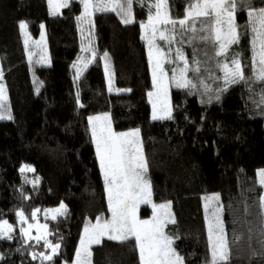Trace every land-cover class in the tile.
I'll list each match as a JSON object with an SVG mask.
<instances>
[{
  "label": "trees",
  "instance_id": "1",
  "mask_svg": "<svg viewBox=\"0 0 264 264\" xmlns=\"http://www.w3.org/2000/svg\"><path fill=\"white\" fill-rule=\"evenodd\" d=\"M188 2L169 0L172 18L182 19ZM249 2L264 7V0ZM83 11L80 0H71L56 15L50 13L47 0H0V25L8 24L0 28L1 44L9 51L10 62L12 56L17 59L5 69L13 86L2 109L12 118L0 120V221L8 220L14 227L13 239H0V264L72 262L85 225L94 224L97 217L110 218L89 121L92 115L105 113L115 131L140 129L153 200L171 202L176 223H170L167 231L179 235L174 246L184 264H211L203 198L215 193L231 256L222 264H264V186L258 178L264 168V103H259L264 83L241 82L220 92L225 87L226 58L217 54L218 44L211 39L167 43V56L177 58L180 48L190 68L195 67L193 60L200 61V71L187 72L196 87H172L171 118L154 120L148 99L153 75L141 26L153 6L133 0L134 22L129 24L115 12H97L103 17L100 37L90 40L83 36L78 19ZM235 16L240 39L231 52L239 54L245 76H252V24L243 0H237ZM21 21L35 37L45 24L50 65L39 57L20 62L16 23ZM195 26L198 36L209 34L199 31L207 27L201 20ZM82 60L89 62L80 66L83 73L77 79L76 65ZM166 65L174 74V65L169 61ZM24 164L35 171L21 172ZM61 203L66 204V213L46 219L49 239L61 247L52 261H44L39 253L47 254L49 248L44 240L25 239L18 211L31 214ZM150 212L147 205L141 209L144 216ZM34 252L37 259H32ZM92 253L93 264H141L133 241L104 237L100 245L92 246Z\"/></svg>",
  "mask_w": 264,
  "mask_h": 264
},
{
  "label": "snow or ice",
  "instance_id": "2",
  "mask_svg": "<svg viewBox=\"0 0 264 264\" xmlns=\"http://www.w3.org/2000/svg\"><path fill=\"white\" fill-rule=\"evenodd\" d=\"M52 4V0H49ZM84 6V15L78 19H88L95 12H115L124 24L134 22L132 5L133 0H81ZM248 5V15L252 24L253 37L251 40L253 56L252 62L256 65V70L252 76H245L244 66L239 59V54L232 56L229 63L222 65L224 75L222 77L225 87L218 91L227 90L230 85L248 81H260L264 83V7H252L249 0H243ZM68 0H58L54 5V14L61 7H67ZM154 15H149L146 23H141L145 30L144 39L148 41L149 58L152 61V75L155 92H149V98L153 100L152 119L171 118V108L168 104V81L164 73L163 65L166 54L163 49L154 44V40L159 34V38L169 45L173 42L191 43L195 39L209 40L218 44V55H225L233 44H238L240 35L238 26L235 22L237 10V0H189L185 8L182 19H174L171 16L169 0H156L153 5ZM151 12V9H150ZM201 20L207 27H201L200 32L207 31L208 35L198 36L196 21ZM161 26L163 30H161ZM20 28L26 30L27 23L20 22ZM168 33L167 35L165 33ZM179 60L184 61V67L179 69L175 75L177 88H194L192 80L187 78V72L199 73L200 61L193 60L195 67L190 68L189 62L180 48L176 49ZM93 56L95 53L93 52ZM107 57L108 53H104ZM75 67V65H73ZM106 71L108 66L105 65ZM174 73L176 70H173ZM80 71L77 73L79 78ZM159 74V75H158ZM4 70L0 66V80L3 79ZM111 78L109 79V90L111 91ZM117 91H130V89ZM6 99L4 86L0 84V104ZM219 99V96H217ZM157 101L160 109L157 110ZM259 103H264V91L261 92ZM5 118L0 115V119ZM9 115L7 119H11ZM92 124V136L96 143V151L99 156L100 168L103 171L104 181L107 185L108 203L111 211V219L105 220L97 217L93 224L89 222L83 229V235L79 242V247L75 252L74 264H92V246L100 245L102 239L107 237L109 240L126 243L133 241L139 251L141 264H184V258L179 255L173 247L175 239L179 235L175 232L172 235L165 233L164 229L168 223L175 224L176 221L170 211L171 202L152 204L151 184L145 180L144 175L147 171V160L143 154L139 139L140 130L134 129L128 132H114L111 125L109 114L89 117ZM35 171L29 165H24L21 172ZM259 184L264 186V169L258 172ZM206 200L218 201L219 196L206 197ZM264 201V197H261ZM152 204L154 214L151 220H140L136 210L140 204ZM206 209L209 207L205 205ZM39 209L31 215L34 217ZM57 215H64L67 211L66 205L60 204L59 208L49 210ZM219 207H213L212 214L208 222V237L211 243V264H222L231 259L229 242L225 238L224 224L220 218ZM21 223H27L28 218L21 211L19 213ZM35 227L38 232L44 230L36 237L31 236V229ZM13 226L8 221H0V239H13L11 233ZM47 225L28 223L26 228H21V232L27 240L35 239L37 242L44 240L46 247L50 248L49 254L39 253V258L44 261H52L54 256L59 253L61 245L53 244L47 239ZM27 242V241H25ZM235 242V237L233 238ZM37 254H32V259H37ZM0 259L3 256L0 255Z\"/></svg>",
  "mask_w": 264,
  "mask_h": 264
},
{
  "label": "rangeland",
  "instance_id": "3",
  "mask_svg": "<svg viewBox=\"0 0 264 264\" xmlns=\"http://www.w3.org/2000/svg\"><path fill=\"white\" fill-rule=\"evenodd\" d=\"M47 1H48V6H49V11H50V13L52 15L58 14L59 12H61L62 8H64V7L59 8L58 10H56V14H54V5L58 2V0H52V4L49 3V0H47ZM70 1L71 0H68V3ZM146 1L149 4H151V6H153L154 3L156 2V0H146ZM153 10L154 11H153V13H151V15H154V13H155V9L154 8H153ZM96 14H97V12H95L93 14V16L90 18L91 19V23H89L88 19H83V20L80 21V27H81L83 36L86 38V40H90V38L92 36H94L95 39L100 37V23L99 22H100V19H102L103 17L97 16L99 14H97V15ZM105 14H109V13H102L101 15H105ZM83 15H84V11H83L81 16H83ZM146 22H144V23H146ZM235 22H236V16H235ZM16 24H17L16 33H17V35H19V38H20V40H18V43L20 45L17 47V49L20 52L18 56L21 57V58H27V60L30 61V62L33 61L34 59H36L37 57H39L38 60H40L42 63H46V64L50 65L51 61H50V58L48 57L47 31H46L45 24L44 23L42 24L41 31H40L39 35L36 36V37L30 32L28 24H27V29L26 30L20 28V23L19 24L16 23ZM5 25H8V24L0 25V28L5 27ZM163 27L164 26H161V30H163ZM165 34L167 35L168 33L166 32ZM143 35L145 36L144 28H143ZM146 43H147V49H148V55H149V45H148V41L147 40H146ZM154 44L156 46L160 47L161 49H163L164 53L166 54L165 62H164V65H163V69H164V73L166 74V78H167L168 85H169V87H168V104H169V106L171 108V116H172L173 107H172V99H171V89L174 86L176 87L175 78H174L175 75L174 74L178 73L179 69L184 67V61L179 60L178 57L177 58L171 57L169 54L167 56L166 50L164 49V46L167 44V42L161 40L159 38V34L158 33H157L156 39L154 40ZM2 45L3 44L0 43V66H2L3 70L5 71V69L10 68L12 63H14V61H16L17 59L13 58V56H12V62H10V60H9L10 57H8V56H10V53H9V51L7 53V51L3 48ZM86 45H87V48H89L90 47V42H88V43L86 42ZM231 46L228 49V52L225 55H222V56H224L226 58L225 63H229V64H230V60H231L232 56L235 54V53L231 52ZM218 52H219V48H218ZM168 61H169V64L172 63L174 65L173 68L176 70V72L174 74H169L170 72H168V68H167V65H166V63ZM88 62H89V60L88 61L87 60L86 61L82 60V61L78 62V64L76 65L75 78H77L78 71H80V73H81L80 75H82V73H83V68L80 67V66H86ZM150 63H151V69H152V61L151 60H150ZM253 66H254V71H255L256 70V65L253 64ZM80 75H79V77H80ZM110 78H111V76L109 75L108 79H110ZM0 84H2L4 86V92H5V95H6V99L2 102V104H0V115H3L5 117L3 119H7V116H9L10 113H8V110L6 111V110H4L2 108L4 107L5 103L8 101V99L12 95V86H13V84L11 83V81H9V75L6 72H4L3 79L0 80ZM122 90H125V89H122ZM149 92H155L154 84H153V88ZM148 99H149V101L151 103V108H152L151 117H152V115H153V100H155L156 98L155 97L149 98V96H148ZM159 109H160V104H159V101H157L158 113H159ZM93 116H97V115H92L91 117H93ZM3 119H0V120H3ZM165 119H167V118H165ZM91 128H92V124H91ZM112 129H113L114 132H118L119 133V132H128V131H131V130H134V129H139V128H133V129L125 130V131H115L113 127H112ZM139 139H140L141 146H142V151H143V154H144L141 133L139 134ZM93 140H94V138H93ZM94 143H95V140H94ZM95 147H96V143H95ZM97 156H98V154H97ZM98 159H99V156H98ZM24 165H29V164H24ZM29 166L34 168L32 165H29ZM262 169H264V168H261L260 170H262ZM101 171H102V169H101ZM26 172H29V171H26ZM102 174H103V171H102ZM144 178H145V180H147L150 183L146 173L144 175ZM26 179L29 180V181L33 180V178L30 177V176H26ZM151 189H152V187H151ZM106 190H107V185H106ZM214 195H217V194L216 193L215 194H206L204 196V198H203L205 215H206V219H207V226H208V222H209V219L211 217V214H212L213 207H219L221 209V205H220L219 201H212V200H206L205 199L206 197L210 198V197H212ZM107 197H108V195H107ZM151 199H152V204H161V203H155L154 202L153 193H152ZM152 204H143L142 203V204L139 205V207L136 210V214H137V216H138V218L140 220H151L152 219L153 214H154V209L152 208ZM206 204L209 205V207L207 209L205 207ZM64 205H66V204H64ZM146 205L151 208L150 215H148V216H144L143 214H141L142 207L146 206ZM59 206L54 207V208H47L45 210L39 209L40 211L37 212L34 217L31 214L35 210L31 214H27L24 211L19 210L18 211V226H19L20 232H21V228H26L27 224L31 223V224H34V225L35 224H39V225H45L46 224L47 225L46 232L50 233L48 222L46 221V219H52V216L55 215V213L52 212V211H49V210L57 209V208H59ZM66 208H67V206H66ZM21 211L24 213L25 217L28 218L27 223H21L20 217H19V213ZM170 211H171V209H170ZM171 213H172V211H171ZM58 216L59 215H57V217ZM220 218L223 221V219H222V209L220 211ZM110 219H111V211H110V218L108 220H110ZM2 221H4V220H2ZM6 221H8V220H6ZM8 223L11 224L9 221H8ZM169 224L170 223H168L166 225L165 229H164L165 233L168 234V235H170L168 233V231H167V228H168ZM223 224H224V222H223ZM13 229H14V227H13ZM43 231L44 230H41V232H38L37 229L35 227H33L31 229V236L32 237H36L37 235L42 234ZM224 231H225V238H226L225 225H224ZM22 235H23V233H22ZM49 235H47V239L49 241H51L49 239ZM25 239L27 240L26 237H25ZM31 240H35V239H31ZM51 242L53 244L58 243V242H53V241H51ZM210 245H211V243H210ZM173 247L175 248L174 244H173ZM50 251H51V249L49 248V252L47 254H49ZM176 251L179 253V251L177 249H176ZM179 255H180V253H179ZM74 260H75V258H74ZM74 260L72 262H65L63 264H74ZM92 264H93V262H92Z\"/></svg>",
  "mask_w": 264,
  "mask_h": 264
},
{
  "label": "crops",
  "instance_id": "4",
  "mask_svg": "<svg viewBox=\"0 0 264 264\" xmlns=\"http://www.w3.org/2000/svg\"><path fill=\"white\" fill-rule=\"evenodd\" d=\"M16 28H17V24H16ZM18 39H19V36H18ZM0 43H1V40H0ZM24 59V60H23ZM26 61H27V58H22L21 60H20V62H23V63H26ZM4 72H6V73H8V70H5ZM108 114V113H107ZM98 115H103V114H97V116ZM110 116V115H109ZM110 119H111V117H110ZM111 125H112V122H111ZM113 127V126H112Z\"/></svg>",
  "mask_w": 264,
  "mask_h": 264
}]
</instances>
